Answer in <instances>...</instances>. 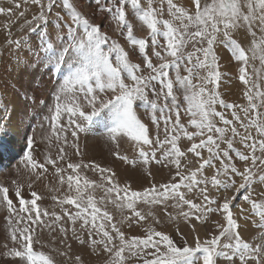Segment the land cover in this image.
I'll return each instance as SVG.
<instances>
[{
  "label": "snow or ice",
  "instance_id": "obj_1",
  "mask_svg": "<svg viewBox=\"0 0 264 264\" xmlns=\"http://www.w3.org/2000/svg\"><path fill=\"white\" fill-rule=\"evenodd\" d=\"M28 2L24 0V3ZM30 2L36 6L37 13L25 21V26L30 32L41 27L45 29L41 33V45L35 48L37 60L56 70L66 64L67 70L54 93L55 103L49 110L50 115L45 117L50 132L44 139L51 145L55 138L60 145L58 155L45 154L44 162H40L34 156V136H28L15 167L18 175L22 165L30 179L34 177L39 181L48 173L50 165L61 186L54 191L60 192L64 185H67V191L52 196L61 208L57 213L41 206L39 202L43 197L36 191H30L31 199H25L24 184L19 179L0 181V208L6 209L9 225L3 245L5 251L0 255L18 258L21 264H56L52 255L35 250V245L40 244L36 229L59 226L67 217L73 225L74 237L80 244L91 246L93 251L106 253V264H128L129 258H138L142 264H218L221 259L228 264H236L237 260L239 264H264V201L253 199V185L264 184V171H254L258 167L264 169V116L259 111V105L264 104V91L258 83L251 82L247 71L249 52L253 59L259 52V59L264 64V36L257 39L253 31L254 24L264 30V0H191L187 8L174 0H97L99 11L111 14L117 30L133 46V52L138 49L141 63L132 62L129 51L101 31L99 24L82 14L73 0ZM58 4L67 10L68 19L56 11L55 27L49 30L50 17ZM165 4L167 19L164 18ZM129 6L136 20L147 28L146 37L135 35L134 24L128 18ZM15 7L18 9L20 4ZM12 14L11 8L0 7V15ZM8 27L6 24L5 28ZM243 27L252 36L249 49L234 38V32ZM62 28L67 29L66 45L63 44L65 33ZM8 43L19 44L20 41L9 40ZM189 45L192 51H186ZM218 48L229 50L239 64L238 78L245 85L246 107L226 102L217 90L221 77ZM202 72L206 75H201ZM180 92L183 93L182 102L178 100ZM149 93L155 99H150ZM161 98L163 103L158 102ZM137 101L142 102L145 111L150 113L151 123L157 129L155 136L137 116L134 110ZM217 105L224 111H218ZM182 110L189 117L187 124L192 130L181 123ZM228 110H231V119L225 115ZM105 114L108 121L105 124L106 139L118 149L119 141L127 137L138 149V157L131 161L119 151H114L113 155L125 163H140L145 167L151 163L174 166V174L168 183H153L142 190H133L129 185L122 186L111 168L95 162L69 161L66 168L60 166L68 159L67 146L76 148L79 154L76 144L69 141L68 133L77 138L79 133L88 131L96 118ZM217 120L223 126H218ZM161 122L163 139L159 131ZM237 124L246 130L242 137ZM6 125L5 118V122L0 123V130ZM250 129L255 130L256 137L251 135ZM237 137L249 151L234 148ZM182 139L189 141L190 147L182 150ZM257 150L261 153L259 157ZM204 151L208 153L207 158L203 156ZM233 151L235 158L244 163L242 169L234 162ZM189 154L196 158L198 166L195 168L191 167L193 161L188 159ZM87 168L98 171L100 180L84 175L83 169ZM208 168L214 169L212 175L206 174ZM236 177L240 178L238 184ZM33 186L31 182L27 185L29 189ZM209 186L213 189L223 187L225 191L244 190L242 199L250 204L252 214L258 218V222L252 220V225L261 229L258 238L246 240L242 237V225L234 217L231 207L235 196L225 197L221 202L212 197ZM97 189H102L104 195L97 198ZM13 190L15 201L10 196ZM196 192L201 202L188 198ZM169 201H175L173 206L179 209L177 215L169 214L172 220L182 218L191 224L192 220L206 221L210 213L218 212L224 222L217 223L216 231L209 232L203 240L195 235L193 244H189L186 237L178 244L172 236L152 224L145 228L143 236L128 235L122 230L124 222L131 227L153 217L152 212L145 215L140 211L138 202L161 205ZM107 204L121 212L127 209L130 215L124 216L118 225L106 210ZM213 204L218 207H211ZM242 218L246 222L249 219ZM77 223L81 230L87 229V239L77 235ZM153 223L158 224L159 220L153 217ZM59 230L65 235L68 231L63 226ZM192 231L195 232V225H192ZM59 254L65 255L64 252ZM75 262L83 264L81 256L76 255Z\"/></svg>",
  "mask_w": 264,
  "mask_h": 264
},
{
  "label": "bare ground",
  "instance_id": "obj_2",
  "mask_svg": "<svg viewBox=\"0 0 264 264\" xmlns=\"http://www.w3.org/2000/svg\"><path fill=\"white\" fill-rule=\"evenodd\" d=\"M12 1L13 0H0V7L13 8L15 7V2ZM75 2L80 3V6L79 4H74L76 5L77 9L82 12V14L86 15L90 20H92V22L97 20L96 18L99 16L96 17L92 2L87 0H84V2L83 0H75ZM82 2L84 4H82ZM21 6L18 8V10L21 9ZM58 10H60V15L64 16L67 20V10L63 9L61 4ZM166 14L167 5L165 4L164 15ZM3 18H5V15H0V49L2 48L3 32L1 30L3 29ZM128 18L133 22L131 14H128ZM61 24L63 25V22H61ZM133 24L135 33H137L136 36L139 37V33L143 32L146 27L142 26L138 20ZM54 27L55 12L52 13V16L50 17L49 30L53 29ZM44 30L45 29L41 27L34 33L26 36V38L20 39V43H15L13 48L7 47L5 49V51H8L7 57L0 62V123L5 122V118L7 120L6 128L4 130H0V165L2 166L0 170V181L7 182L11 179H19L24 184L22 193L25 199H31L30 191H36L43 197V200L39 202L43 208H47L50 211L55 210L57 213H60L61 208L56 205L55 201L52 200V196L63 195L67 191V185H64L60 192L54 191V189L61 188L58 182V177L55 176V169L49 165V170L48 173L45 174V177L39 181H36L34 177L31 179L29 178L27 171L22 165L20 166L19 175L17 174L15 167L22 156V149L26 145V139L28 136H34V156L40 162H44L45 154H51L53 157L58 155V149L60 147V145L56 143L55 138L52 140L51 145H49L48 141L44 139V137L50 132V126L45 117L50 115L49 110L55 103L54 93L59 87L63 74L67 70V65L65 64L60 70H56L53 66L47 65L37 60L35 56V48L36 46L41 45V33ZM62 31L65 33L63 44L66 45L67 29L62 28ZM6 34L8 33H5V36ZM53 36H55V33H53ZM122 39L125 43L126 39L124 36ZM132 49L133 46L128 43L126 45V51H129L130 59L139 60L138 58H140V56L138 54V49L135 52H133ZM26 50H28V53H26ZM223 51L220 52V56L222 58L224 55ZM13 55L16 56L15 60L12 59ZM32 55L33 57L31 58ZM221 63L219 62V64ZM226 65L224 64L223 68L221 69V77L224 78V81L227 79L225 78V71L228 65ZM228 81L230 82V80ZM41 101H43V103H41ZM139 109L140 107H137L135 104L134 110L137 116L140 118ZM107 122V116L105 114L100 118H96L88 131L79 133L77 138H72L71 135L68 136L69 141L71 143H75L78 147L79 154H77L76 148L67 146L66 152L68 154V159L60 164V166L66 168V165L69 161L72 163L83 162L89 164L91 162H95L102 167L111 168L114 171L120 167L122 169V166L124 167L128 165V163H125L119 158L117 160H120V163L115 161V157L110 156L113 150H123V155L127 156L129 160L138 157V149L135 142L129 140L127 137H124L119 141L118 149L116 145L112 144L106 139L105 124ZM83 174L88 176L90 179H100V174L98 172H93L91 168L83 169ZM117 175L122 186L126 184H135V182H132L135 180L134 176H132V174L129 172L126 174L124 173L123 175L117 173ZM30 182L34 185L32 189L27 187L28 183ZM10 196L14 201L16 200L14 196V190L12 193H10ZM239 207H241V205H239ZM7 216L8 213L6 209L0 208V253L5 251L3 245L8 237L7 230L9 225L6 219ZM47 223L51 224V221H47ZM54 228L55 225L51 228L47 226H41L36 229V235L40 240V244L35 245V250L51 253L55 244L54 243L53 246L51 245L52 232ZM71 236H68V238ZM7 242L9 247H11V241L8 240ZM73 242H75L77 245L80 244L77 240ZM90 258L91 252L88 251L84 254L85 263H88ZM0 264H21V262L18 260V258L0 255Z\"/></svg>",
  "mask_w": 264,
  "mask_h": 264
},
{
  "label": "rangeland",
  "instance_id": "obj_3",
  "mask_svg": "<svg viewBox=\"0 0 264 264\" xmlns=\"http://www.w3.org/2000/svg\"><path fill=\"white\" fill-rule=\"evenodd\" d=\"M87 1L92 2L93 7H94V12L96 13V17L99 16L96 18L97 20L93 23L99 24L101 26V31L106 32L112 39L117 40L126 50V45L128 44V41L125 40L126 42L124 43V40L122 39L123 36H122V34H120L121 32L117 30L116 22L112 21L113 18L111 16V14L110 13H101L99 11V5L97 4V0H87ZM12 2H15V5L17 3H19L20 6L21 5L22 6H21V9H19V10L15 9L16 7L11 8L14 14L5 15V18H3L4 23H3V29L1 30L3 32V37H2V48L0 49L1 50L0 51V62L7 57L8 51H5V49L7 47L13 48V46L15 45V43L9 44L8 43L9 40L13 41V42L19 41L20 39L26 38V36H28L29 34L34 33V32L29 31L28 26H25V21L30 20L32 18V16L37 13L36 6L32 5L30 0L28 3H24L23 0H13ZM73 2L76 5L79 4V6H80L79 2L76 3L75 0H73ZM83 2H84V0H83ZM83 2H82V4H84ZM101 2H103V0ZM174 2L183 6V7H186V8L190 7V5H191V0H174ZM206 2H211V0H206ZM242 2H243V0H242ZM23 5H24V7H23ZM156 6L159 7V4L157 3ZM59 7H60V4H58V6L54 9L53 13L56 11L60 12V10H58ZM128 10H129L128 14H131V17L133 18V23H135L137 20H136L134 14H132L130 6H129ZM244 10L246 11V8ZM21 12L24 13L23 17L20 16ZM16 14H17V16H16ZM164 18L167 19L169 17L166 14V15H164ZM6 24L9 26L8 28H5ZM147 31H148L147 28H145V30L143 32H140L141 34L139 33V37H141V38L146 37ZM253 31L256 32V38L257 39H259L261 36H264V30H262L261 27L258 26V24L253 25ZM5 33H8V34H6V36H5ZM134 33H135V28H134ZM136 34L137 33H135V35ZM234 38L238 39V41L241 42L242 47H244L245 49L251 48L252 36L248 34L246 27H243V28L236 30L234 32ZM161 42H163L162 38H161ZM37 43H38V41H37ZM218 50H217L218 51V57H219L218 62H220V63L223 62L225 65L226 64L228 65V66L226 65L227 69L225 71L226 72L225 78L230 80V82L227 79L224 81V78L220 77L217 90L219 91L221 97L226 102L237 104V105H242V106L246 107L248 102L244 96L245 85L238 78L239 77V66H238L239 64L231 57V54H229L230 53L229 50H227L225 48H218ZM186 51H192L191 45L187 46ZM222 51L224 54L223 55L224 59L220 56V52H222ZM148 52H149V54H151L150 45L148 48ZM26 53H28V50H26ZM226 55H227V57H226ZM248 55H249L250 59H249V64L247 66V71L251 77V82L258 83L260 85V89L262 91H264V64H262L260 59H259L260 53L257 52L256 57L254 59L251 58L252 57L251 52H249ZM32 57H33V55L31 56V58ZM12 59L15 60L16 56L13 55ZM138 59L139 60L134 59V60H132V62L141 63L142 58L140 57ZM154 62H155V59H154ZM223 63L219 64L220 72H222L221 69L224 66ZM231 72H233V73H231ZM201 75H206V73L202 72ZM173 76H174V73H173ZM221 76H222V73H221ZM226 82H228V83H226ZM149 98L155 99V97H153L151 93H149ZM178 100L180 102H182V100H183V93L182 92L178 93ZM158 102L163 103L162 98ZM135 104L137 107H140L139 113H140L141 121L146 123L149 126L153 136H155L157 129H156V126L151 123L150 113L145 111V106L143 105L142 102L137 101L134 103V105ZM217 110L218 111H224V109H221L218 105H217ZM259 111L262 114V116H264V104L259 105ZM230 113H231V110H228L225 112V115L229 119L232 118ZM239 115H241V117L244 116L243 112H240ZM188 119H189V117L182 110L181 111V123L188 126V124H187ZM217 123H218V126H223L222 124L219 123L218 120H217ZM245 123H247V121H245ZM188 127L190 128V126H188ZM237 128H238V131L240 133V137L245 135V133H246L245 128L240 127L239 124H237ZM190 130H192V129L190 128ZM159 131L161 134L160 138L163 139L164 138V136H163V122H161V127H160ZM249 131L251 132V135L253 137L257 136L254 129H250ZM70 135L71 134L69 132L68 136H70ZM229 136H231V133H229ZM240 137H237L234 140V148L237 150H240V151H244V152L249 151L248 149L244 148L242 143H240ZM53 140H54V138H53ZM180 146H181L182 150H184L187 147H190V142L187 141L186 139H182L180 142ZM114 151H116V150H113L111 152L110 156H114L113 155ZM119 153L122 156H124L123 150H120ZM207 155H208L207 151H204L203 156L205 158H207ZM231 155L235 158V152L234 151L231 153ZM256 155L258 157L261 156V153L259 152V150H257ZM117 159H118V157H115V161H118L120 163V160H117ZM188 159L190 161H193V163L191 165L192 168H195L196 166H198L196 163V158L194 156L189 154ZM131 160H134V159H131ZM131 160H129V161H131ZM234 162L237 164V166L239 168L242 169L244 167V163L242 161H239L238 158H235ZM217 166H219V165H217ZM137 167L138 168L140 167V168L138 169ZM117 170H118V172H117ZM117 170H114V173H115L116 179L118 181H119V177H118L117 173H119L120 175H123L124 173L126 174L127 172H129L130 174H132V176H134L135 180L132 182H135V184H133V185L126 184V185H129L131 187V189H133V190H142L145 187H149L153 183H155L157 185L162 184V183H168L171 180L172 175L174 174L175 168H174V166L166 167L162 164H156V163H151L147 167L143 166L140 163H136V164L128 163V165H126L124 167L122 166V169L120 167ZM254 171H256L257 173H260L261 171H264V169L258 167L256 169H254ZM149 173H151V175H149ZM213 173H214V169H211V168L206 169L207 175H212ZM235 179H236L237 184H238L240 182V178L236 177ZM95 180L99 181L100 179H95ZM119 183H120V181H119ZM209 189H210V194L212 195V197L220 200L221 202L223 201V199L225 197L235 196V199L232 201L231 207H232L234 217L237 218L238 222L242 225V227L240 229L242 237L246 240H252L253 238L259 237L261 229L256 228L252 225V220H257V222H258V218L252 214L250 204L243 201L242 197L245 194L244 190H241L240 192H235L234 189H230L228 191H225L223 189V187H220L218 189H213L211 186H209ZM95 195L97 196V198H99L100 196L104 195V192L102 189H97L95 192ZM188 198L194 199V200H196V202H201L198 192L190 194ZM253 199L264 201V184L257 183V184L253 185ZM174 203H175V201H169V202H166V204H161V205H145L143 202H138V205H137L138 209L140 211H142L145 215H147L148 212H152L153 217L158 219L159 223L154 224L153 223V217H149V219L147 220L146 223H142L140 225H137L134 223L131 227H129L127 222H124L122 225V230L125 231V233L128 235L143 236V235H145V228L148 225L152 224L154 227L157 228V230L164 231V232L168 233L170 236H172V238L178 244H182L183 237L187 238L189 244H193V238L195 235L198 234L200 236V238L203 240L209 232H215L216 231L215 225L217 223H223L224 222L222 220V216L218 212L210 213L208 215L206 221L192 220L191 224L185 222L182 218L178 219V220H172V219H170L169 214H171L172 216H175V215H177V213L179 211V209H177L173 206ZM239 205H241V207H239ZM67 207L71 208V206H67ZM211 207L217 208L218 205L213 204V205H211ZM165 208L167 209V212H165ZM241 208L244 209L243 213H241ZM106 210L109 211L113 215L114 221L118 225L123 220L124 216L130 215V213L127 209H125L123 212H121V210L117 209L112 204H107ZM242 217H248L249 219L246 222L245 219H243ZM192 225H195V232L192 231ZM60 226H63L68 230L66 235L64 233L60 232V230H59ZM72 227H73L72 223L67 219V217H64L62 219V221L60 222V225L55 226V228L52 232L51 245L53 246V244L54 243L55 244H54L53 248L51 246L52 251L49 254L54 257V259L56 260V264H76V262H75V256L76 255L81 256V258L83 260V264H106V261L108 259V255L106 253H101L100 251H93L92 247L87 245V244L77 245V244H75V242H73L77 239L74 236H71V235H73V232L71 231ZM75 227L77 229V235H79L82 239H87V229L81 230L79 223H77L75 225ZM68 236H71L73 238H71V237L68 238ZM65 238H67V239H65ZM61 241H63V243H61ZM257 242H259L258 239H257ZM88 251L91 252V258H90L88 263H85L84 254ZM60 252H64L65 255L61 256L59 254ZM128 264H142V261L139 260L138 258H129ZM218 264H228V262L221 259L218 261ZM236 264H239L238 260L236 261Z\"/></svg>",
  "mask_w": 264,
  "mask_h": 264
}]
</instances>
